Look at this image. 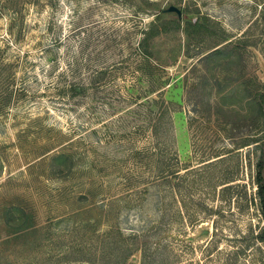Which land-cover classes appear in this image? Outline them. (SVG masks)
<instances>
[{"label": "rangeland", "instance_id": "1", "mask_svg": "<svg viewBox=\"0 0 264 264\" xmlns=\"http://www.w3.org/2000/svg\"><path fill=\"white\" fill-rule=\"evenodd\" d=\"M260 160L264 0H0V264H264Z\"/></svg>", "mask_w": 264, "mask_h": 264}, {"label": "trees", "instance_id": "2", "mask_svg": "<svg viewBox=\"0 0 264 264\" xmlns=\"http://www.w3.org/2000/svg\"><path fill=\"white\" fill-rule=\"evenodd\" d=\"M254 1L257 2V1H261V0H254ZM180 27H181V23H180L179 19H173V20H169L167 22H164L160 28L151 23L148 26V28L146 29V31H144L142 37L138 40V43L136 45V52L143 59H149L152 55L151 41L153 40V38L162 32L170 31L171 29H176V28H180ZM197 27H198L197 23L189 22L185 25V30L189 31V29L197 28ZM99 72L104 73L105 71L103 69H101V70H99ZM79 87H82V85H79L78 83H73L70 85L69 88H70V90H76ZM256 167H257V170L255 173V183H256V192L255 193H256L257 205H258V209H259V213H260V217H261V221H262V226H259L257 230H254V229L252 230V228H251V232L248 235L243 236L246 246L244 248L242 247V249L239 250L240 252H243L244 249H247L248 247L254 246V245H256V248H258V245H259L258 243L264 242V185H263V176H262L263 163L261 160L257 163ZM146 250H147V247H144V251H142V253H143L142 255L144 256L142 264H148V262L146 261V257H149L151 259V256H152V258H154V255H155V254L151 255L152 251H149V250L146 251ZM147 252L149 254H147ZM237 253H239V252H237ZM164 262L165 261L161 262L160 264H175V263H177L176 261L175 262L174 261L173 262L167 261L165 263ZM188 264H191V263H188Z\"/></svg>", "mask_w": 264, "mask_h": 264}, {"label": "water", "instance_id": "3", "mask_svg": "<svg viewBox=\"0 0 264 264\" xmlns=\"http://www.w3.org/2000/svg\"><path fill=\"white\" fill-rule=\"evenodd\" d=\"M161 12L162 13H174L176 15L177 19H179V20L182 17V11H181L180 7L177 6V5H173V4L168 5L167 7L162 8L161 9Z\"/></svg>", "mask_w": 264, "mask_h": 264}]
</instances>
